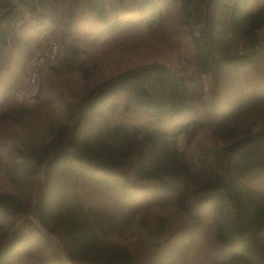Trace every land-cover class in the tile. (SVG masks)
<instances>
[{
    "label": "trees",
    "instance_id": "trees-1",
    "mask_svg": "<svg viewBox=\"0 0 264 264\" xmlns=\"http://www.w3.org/2000/svg\"><path fill=\"white\" fill-rule=\"evenodd\" d=\"M263 175L264 0H0V264H264Z\"/></svg>",
    "mask_w": 264,
    "mask_h": 264
},
{
    "label": "rangeland",
    "instance_id": "rangeland-1",
    "mask_svg": "<svg viewBox=\"0 0 264 264\" xmlns=\"http://www.w3.org/2000/svg\"><path fill=\"white\" fill-rule=\"evenodd\" d=\"M53 45V46H52ZM51 45V51L50 52H43L41 51L38 55L37 58L33 62V71L30 73L24 83L22 84L19 93H18V99L19 100H26L34 95L37 94L41 82L38 77V71L41 66L47 61L53 59L55 52H56V44ZM264 177V175L262 176ZM2 188H7L4 180L0 177V189Z\"/></svg>",
    "mask_w": 264,
    "mask_h": 264
}]
</instances>
